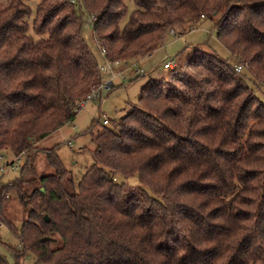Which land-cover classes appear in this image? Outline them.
Segmentation results:
<instances>
[{
  "label": "trees",
  "instance_id": "trees-1",
  "mask_svg": "<svg viewBox=\"0 0 264 264\" xmlns=\"http://www.w3.org/2000/svg\"><path fill=\"white\" fill-rule=\"evenodd\" d=\"M30 1L0 0V150L23 155L0 185V219L9 191L28 208L14 264L27 252L32 264H264V101L244 74L264 84V0H132L122 25L124 0ZM82 11L109 59L142 58L173 25L216 18L217 40L246 67L193 46L191 71L148 79L93 135L76 184L54 148L53 172L38 173L37 140L101 80Z\"/></svg>",
  "mask_w": 264,
  "mask_h": 264
},
{
  "label": "rangeland",
  "instance_id": "rangeland-1",
  "mask_svg": "<svg viewBox=\"0 0 264 264\" xmlns=\"http://www.w3.org/2000/svg\"><path fill=\"white\" fill-rule=\"evenodd\" d=\"M37 1H30L33 10ZM124 2L126 11L121 18V25L124 24L135 7L132 0H124ZM31 18L32 15L28 19L30 29L32 28ZM86 19L87 13L82 11V33L88 40L92 50L96 53L97 48L92 39V28L86 23ZM173 30H175L174 35L167 32L160 46L147 56L139 58V66L145 71V74L136 75L129 71L126 80L120 77L115 78L112 87L102 88L97 99L87 100L71 121L58 127L44 138L37 140L36 143L39 149L35 156V166L38 173L47 174L53 172V167L47 162L45 149L54 148L62 165L72 175L76 184L85 170L94 163L92 156L94 148L93 135L103 126H112L117 122L120 115L128 111L131 105L137 103L140 88L148 79L168 80L176 73L189 71L190 69L186 66L185 61L191 54L193 46L227 58L232 63L237 61L216 38V18L213 20L200 19L193 28L187 31L184 29L183 33H180L181 30L176 25H173ZM166 56H179L177 67L172 69L173 71L162 67ZM242 72L244 71L242 70ZM101 74L104 76L102 72ZM244 74L246 82L254 94L264 101L263 82L260 80L255 82L248 73L245 72ZM97 117L98 120H96ZM102 118H108V123L103 124ZM15 157L10 150L5 152L0 150V185L11 183L20 176V165L23 155H20L19 160H14ZM10 161L15 167H10L7 164ZM27 209V207L22 205L14 191L8 192L2 206V215L4 217L0 219V264H14L15 260L11 247H18V234ZM4 218L11 221L12 229L8 227ZM32 263L33 258L28 252L23 259H20V264Z\"/></svg>",
  "mask_w": 264,
  "mask_h": 264
},
{
  "label": "built area",
  "instance_id": "built-area-1",
  "mask_svg": "<svg viewBox=\"0 0 264 264\" xmlns=\"http://www.w3.org/2000/svg\"><path fill=\"white\" fill-rule=\"evenodd\" d=\"M70 2H76L77 0H69ZM94 14L87 13L86 23L90 25L92 28L93 25ZM168 32L170 34H175L173 28H169ZM92 39L97 48V54L99 58V71L104 74H101V80L98 84L91 86L90 91L84 96V98L78 100L76 102V110L78 111L81 109L87 100L90 99H97L100 96V92L102 88H110L113 85V80L117 77L122 79H127V73L132 71L136 75L145 74V71L139 66V58H120V59H109L105 55L104 47L98 43L97 38L92 30ZM165 61L162 64L164 69L172 70L177 67V59L179 56L176 57H165ZM234 70L239 71L246 67L240 60L232 63ZM102 123L107 124L108 118H102ZM20 156H16L14 160H19ZM13 160V161H14ZM10 167H15L12 165V161L7 163Z\"/></svg>",
  "mask_w": 264,
  "mask_h": 264
},
{
  "label": "water",
  "instance_id": "water-1",
  "mask_svg": "<svg viewBox=\"0 0 264 264\" xmlns=\"http://www.w3.org/2000/svg\"><path fill=\"white\" fill-rule=\"evenodd\" d=\"M40 190L42 191L43 189L40 188ZM43 218H44V220H48V217H47L46 214L43 215ZM52 239H53V238H52V237H49V236H42V237H41V240H42V241L52 240Z\"/></svg>",
  "mask_w": 264,
  "mask_h": 264
},
{
  "label": "crops",
  "instance_id": "crops-1",
  "mask_svg": "<svg viewBox=\"0 0 264 264\" xmlns=\"http://www.w3.org/2000/svg\"><path fill=\"white\" fill-rule=\"evenodd\" d=\"M190 30V29H189Z\"/></svg>",
  "mask_w": 264,
  "mask_h": 264
}]
</instances>
